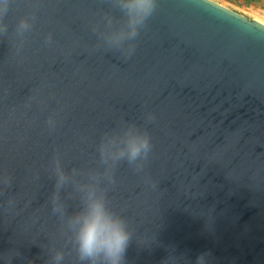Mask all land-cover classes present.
<instances>
[{
	"label": "water",
	"instance_id": "water-1",
	"mask_svg": "<svg viewBox=\"0 0 264 264\" xmlns=\"http://www.w3.org/2000/svg\"><path fill=\"white\" fill-rule=\"evenodd\" d=\"M33 12L21 46L16 25ZM108 12L120 15L109 0L12 2L0 35V264H53L54 250L78 264L52 198L71 215L92 185L127 223L124 264H264V24L212 0H157L127 57L92 30H109ZM127 123L152 149L140 172L118 163L110 184L96 147Z\"/></svg>",
	"mask_w": 264,
	"mask_h": 264
},
{
	"label": "clouds",
	"instance_id": "clouds-1",
	"mask_svg": "<svg viewBox=\"0 0 264 264\" xmlns=\"http://www.w3.org/2000/svg\"><path fill=\"white\" fill-rule=\"evenodd\" d=\"M13 0H0V35H6L8 24L5 19L9 13ZM114 3L115 11L119 16L111 12L104 14V22L109 30L101 31L98 24L93 25V31L109 49H117L131 57L135 52L134 41L145 27L148 19L157 8V0H109ZM264 6V4H262ZM35 13L29 17H21L15 28V32L21 41L25 34L33 28L32 21ZM52 42L51 35L45 37V43ZM152 115L148 120H153ZM54 126L50 117L47 121ZM152 149L150 137L146 130H142L134 123H127L121 129L104 132L96 147L99 160L105 165H111L105 169L110 184L114 183L115 166L120 162H126L136 172L144 169ZM56 165L57 180L55 187L59 189L66 180L64 172L59 168L58 158H53ZM52 213L57 216L61 227L66 228L70 234L69 239L75 251L78 264H124V257L131 239V233L124 218L115 213L108 205L107 191L101 190L97 185L89 186L86 195L82 198L81 208L66 214L63 204L59 203L58 195L52 198ZM206 255L201 254L196 259V264H206ZM65 260L63 250H54L53 264H62Z\"/></svg>",
	"mask_w": 264,
	"mask_h": 264
},
{
	"label": "rangeland",
	"instance_id": "rangeland-1",
	"mask_svg": "<svg viewBox=\"0 0 264 264\" xmlns=\"http://www.w3.org/2000/svg\"><path fill=\"white\" fill-rule=\"evenodd\" d=\"M253 1H256V4L249 10H240L225 2L223 3L217 2V3L243 15L248 19L256 20L264 24V6H262V4H264V0H253Z\"/></svg>",
	"mask_w": 264,
	"mask_h": 264
},
{
	"label": "crops",
	"instance_id": "crops-1",
	"mask_svg": "<svg viewBox=\"0 0 264 264\" xmlns=\"http://www.w3.org/2000/svg\"><path fill=\"white\" fill-rule=\"evenodd\" d=\"M212 1L222 2V3L225 2L240 10H249L256 4V1L253 0H212Z\"/></svg>",
	"mask_w": 264,
	"mask_h": 264
}]
</instances>
